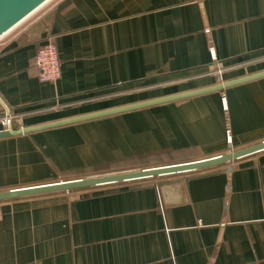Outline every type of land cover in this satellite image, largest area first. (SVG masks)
<instances>
[{
  "label": "crops",
  "instance_id": "0c3cea01",
  "mask_svg": "<svg viewBox=\"0 0 264 264\" xmlns=\"http://www.w3.org/2000/svg\"><path fill=\"white\" fill-rule=\"evenodd\" d=\"M47 40L54 82L34 65ZM209 44L223 81L264 70V0H52L0 41V114L19 128L213 85ZM263 140L264 76L0 137V187L45 183L57 159L192 161ZM76 192L0 202V264H264V151Z\"/></svg>",
  "mask_w": 264,
  "mask_h": 264
},
{
  "label": "water",
  "instance_id": "95a60500",
  "mask_svg": "<svg viewBox=\"0 0 264 264\" xmlns=\"http://www.w3.org/2000/svg\"><path fill=\"white\" fill-rule=\"evenodd\" d=\"M49 1L50 0H0V36H4L9 33L12 29H14L17 25H19L22 21H24ZM263 76L264 70H261L235 79L221 81L213 85L184 91L177 94L166 95L158 98L110 107L38 125L23 126L19 128L9 127L6 130L0 131V137L15 136L23 133L109 116L206 92L222 91L228 86L260 78ZM261 151H264V140L243 148L230 150L222 154L192 161L151 166L85 178L2 190L0 191V202L56 193L89 190L104 186L157 179L177 174L203 172L232 163L233 161L253 155L255 153H259Z\"/></svg>",
  "mask_w": 264,
  "mask_h": 264
},
{
  "label": "rangeland",
  "instance_id": "374dc122",
  "mask_svg": "<svg viewBox=\"0 0 264 264\" xmlns=\"http://www.w3.org/2000/svg\"><path fill=\"white\" fill-rule=\"evenodd\" d=\"M52 3V0L47 2L45 5H43L41 8H39L37 11H35L32 15H30L27 19H30L32 17H35L39 13L43 12L45 9L49 7V5ZM222 105V102H221ZM223 109V105H222ZM226 125V131H227ZM160 155V154H159ZM162 158L161 156L157 158L156 156H148V155H137L135 157L131 158H125V159H117V160H106V161H99L96 163H85V164H78L73 166H66L63 165V159H57V163H53L50 161V167L52 168L51 171L41 172L40 175H44L45 183H52V182H58V181H65V180H72V179H78V178H85L90 176H97L102 174H108L113 172H121L126 170H133L138 168H146L151 166H160L165 164H173V163H180V162H186L190 161L191 159H178V160H172L170 162H163L159 161V159ZM65 163V162H64ZM39 185V184H36ZM26 186H33V185H26ZM26 186H20V187H26ZM20 187H11V188H2L0 187V191L2 190H8V189H14V188H20ZM78 192H66L65 194L62 193L60 196L63 195H77Z\"/></svg>",
  "mask_w": 264,
  "mask_h": 264
},
{
  "label": "built area",
  "instance_id": "2783aa9c",
  "mask_svg": "<svg viewBox=\"0 0 264 264\" xmlns=\"http://www.w3.org/2000/svg\"><path fill=\"white\" fill-rule=\"evenodd\" d=\"M7 35V34H6ZM0 36V41L6 36ZM209 52L211 54V61L213 71L217 76L218 82H221L222 69L219 66L218 60L215 57L213 45L209 44ZM34 65L38 69V79L41 82H54L58 79L60 74V61L57 54V49L51 40L44 42L36 52ZM221 102L223 110L226 112L225 98L221 95ZM14 116L7 112L0 114V131L11 127ZM227 140L230 141L229 129L227 126Z\"/></svg>",
  "mask_w": 264,
  "mask_h": 264
}]
</instances>
